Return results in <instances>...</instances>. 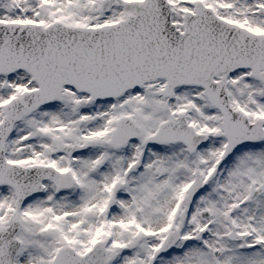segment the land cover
Wrapping results in <instances>:
<instances>
[{"label": "snow or ice", "instance_id": "6c2138e0", "mask_svg": "<svg viewBox=\"0 0 264 264\" xmlns=\"http://www.w3.org/2000/svg\"><path fill=\"white\" fill-rule=\"evenodd\" d=\"M0 264H264V0H0Z\"/></svg>", "mask_w": 264, "mask_h": 264}]
</instances>
